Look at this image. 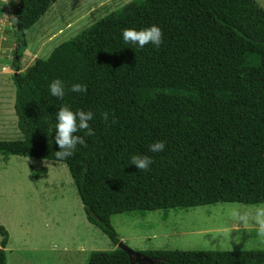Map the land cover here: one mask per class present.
I'll list each match as a JSON object with an SVG mask.
<instances>
[{
	"label": "trees",
	"instance_id": "1",
	"mask_svg": "<svg viewBox=\"0 0 264 264\" xmlns=\"http://www.w3.org/2000/svg\"><path fill=\"white\" fill-rule=\"evenodd\" d=\"M57 1L21 0L14 14L20 36ZM152 24L162 30L158 48L122 42L121 29ZM57 77L87 91L52 97L48 83ZM13 81L23 138L0 140V155L64 164L87 221L115 247V215L264 203V8L257 0H131ZM62 105L92 111L93 132L70 157L57 159L53 125ZM156 140L164 150L148 152ZM133 154L148 155L149 168L129 165ZM0 235L6 264L2 226ZM141 253L155 264H264V250ZM131 262L118 248L87 258Z\"/></svg>",
	"mask_w": 264,
	"mask_h": 264
},
{
	"label": "rangeland",
	"instance_id": "2",
	"mask_svg": "<svg viewBox=\"0 0 264 264\" xmlns=\"http://www.w3.org/2000/svg\"><path fill=\"white\" fill-rule=\"evenodd\" d=\"M126 1L58 0L20 36L14 14L21 0H0V140L23 138L13 76ZM257 1L264 8V0ZM257 205L219 203L119 214L111 223L120 240L137 252L264 250V235H257L258 226L251 218ZM243 215L247 222L239 219ZM89 224L64 164L0 155V226L7 230L13 250L21 249V256L38 264H87L91 250L117 248Z\"/></svg>",
	"mask_w": 264,
	"mask_h": 264
},
{
	"label": "clouds",
	"instance_id": "3",
	"mask_svg": "<svg viewBox=\"0 0 264 264\" xmlns=\"http://www.w3.org/2000/svg\"><path fill=\"white\" fill-rule=\"evenodd\" d=\"M122 42L132 44L138 48H144L145 45L159 47L162 43V30L159 25L152 24L141 28H124L120 32ZM66 89L72 93L81 94L87 91V86L82 83H71L66 85L60 78H53L48 83V91L52 97L63 99ZM93 112L90 110L73 109L69 105H62L55 111L54 116V142L58 147L55 151L57 159L70 157L77 145H85L84 136L92 135V128L89 121L93 120ZM104 120H108L107 113H101ZM78 133H83L79 135ZM165 148V142L162 140L153 141L148 145V152L158 153ZM151 164V158L144 154H133L130 156L129 165H134L137 170H147ZM257 228V235H264V203L257 205L251 216ZM244 222H247L248 216H240Z\"/></svg>",
	"mask_w": 264,
	"mask_h": 264
},
{
	"label": "crops",
	"instance_id": "4",
	"mask_svg": "<svg viewBox=\"0 0 264 264\" xmlns=\"http://www.w3.org/2000/svg\"><path fill=\"white\" fill-rule=\"evenodd\" d=\"M131 0H128L126 2H124V4H126L127 2H130ZM89 223V222H88ZM89 225H92V224H89ZM93 226V225H92ZM95 227V226H93ZM97 228V227H95ZM7 231V230H6ZM8 233V232H7ZM2 240V239H1ZM11 239H10V236L8 234V241H7V245H6V248H5V253H6V264H38L35 260H30L28 259L27 257L25 256H21L19 254L20 251H22L21 249H18V250H13V248L10 247V242ZM1 243V241H0ZM91 246H93V244H90ZM82 249H85L86 247L84 246H81ZM1 249V247H0ZM93 249V248H92ZM93 251V250H91ZM88 257V256H87ZM85 257V259L87 258ZM85 259H82V260H85Z\"/></svg>",
	"mask_w": 264,
	"mask_h": 264
},
{
	"label": "water",
	"instance_id": "5",
	"mask_svg": "<svg viewBox=\"0 0 264 264\" xmlns=\"http://www.w3.org/2000/svg\"><path fill=\"white\" fill-rule=\"evenodd\" d=\"M117 248L126 252L130 259L132 260L131 264H155V261L152 258H149L143 255L141 252H137L127 246L124 242L120 241L117 245Z\"/></svg>",
	"mask_w": 264,
	"mask_h": 264
}]
</instances>
